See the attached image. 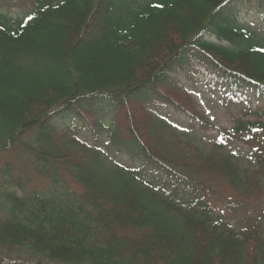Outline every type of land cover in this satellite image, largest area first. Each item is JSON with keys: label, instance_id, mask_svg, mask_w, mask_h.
<instances>
[{"label": "trees", "instance_id": "16d2710c", "mask_svg": "<svg viewBox=\"0 0 264 264\" xmlns=\"http://www.w3.org/2000/svg\"><path fill=\"white\" fill-rule=\"evenodd\" d=\"M30 2L24 18L0 12V152L11 146L32 155L52 180L48 163L67 168L86 180L87 198L58 191L19 195L0 181V264H264V254L250 261L245 251L249 243L264 244V214L239 220L215 214L199 170L180 172L162 162L166 157L153 161L130 121L141 114L155 129L191 138L161 119L155 110L164 106L205 124L172 98L185 93L168 77L175 69L201 81L213 69L230 87L264 94V34L238 17L244 11L264 19V0ZM154 51L166 53L149 64ZM85 123L93 136L106 133L115 153L136 156L144 166L131 170L101 161V171L93 172L72 151L102 156L100 145L84 137ZM219 154L224 161H212ZM196 158L241 197L263 192L261 177L239 173L238 158L223 145ZM150 166L154 176L144 181ZM14 186L22 190L19 181Z\"/></svg>", "mask_w": 264, "mask_h": 264}, {"label": "rangeland", "instance_id": "374dc122", "mask_svg": "<svg viewBox=\"0 0 264 264\" xmlns=\"http://www.w3.org/2000/svg\"><path fill=\"white\" fill-rule=\"evenodd\" d=\"M12 1L15 3L13 7L11 4ZM1 4L11 6L7 10V14L13 19L23 16L30 7L28 0H3ZM238 17L242 22H252V25L264 31V23H261L253 15L245 14L244 11H241ZM173 43L175 45L176 39L172 40V42L168 41V47L172 48ZM159 51L161 52L162 50ZM159 51L152 52V58H148L146 62L152 64V60H154L155 57L159 58L166 53H159ZM172 75L192 95L190 96L186 93L180 94L177 92L174 94L175 97L172 98L181 106H185L184 108L186 110L200 115L202 119H205V124H194L190 126L187 124L188 122L185 116L179 115L178 113L171 114L169 119L177 123L178 126L187 128L188 126L192 127L191 138L184 139L182 137H177V133L168 128L159 127L155 129L154 122H151L152 120L147 116L143 117L141 114H132L133 119L130 120L133 121L131 123L132 127L135 128V125H137L140 130L141 140L144 141L146 146L150 147L149 149L152 153L150 156L151 159L155 161L162 157H166L167 160H163L162 162L167 165H170L171 162L172 165L178 167L180 172H188L190 166L199 170V176L200 179H202L201 182L205 184L206 200L212 205L214 212L219 215H225L228 218L231 217L239 220L240 218L245 219L249 216L257 215V213L264 214V192L261 194L253 190L245 195L246 198H243L228 184V181L224 177L204 168V166H207L206 164L208 162L203 164L204 161H199L200 159L196 158V154L200 157L201 153L203 157L204 154L211 156L212 146L220 145V143L216 141L218 134L224 133L228 136L227 147L224 148V152L229 155L234 154L237 156L240 162L239 173H243L242 171L246 170L250 174L256 175L257 173L264 177L262 172H258L264 171V167L255 169L253 165V158L257 157V153L251 155L252 150L256 148V146H259V142V148L264 147V132L257 134L260 137L259 140L255 138L252 139L245 135L246 132L248 133V123L258 121L263 124L262 128H264V95L255 97V94L239 91L238 96L244 97L247 104L243 101L225 104V101L232 100L235 96V93L226 86L220 83L213 86L209 81H207V83L192 80L193 78L191 79L187 76V72L180 69ZM231 94H233V96H231ZM164 112L167 113L168 111ZM260 114H262V116ZM138 122L141 124L139 125ZM126 123L127 122H123V124H121L125 129L126 126L123 125H126ZM238 125H243V127L247 126L248 128L246 127L240 134L235 132ZM82 126H84V135L88 138V141H97L93 138L92 134L90 135V127L88 125ZM175 145L179 146V148H174ZM73 148L77 149V151L72 150L76 153V159L78 161L82 159L83 162L90 166V169H93V172L101 171L99 166H97V164H101V161H104L106 164H113L107 153V158L106 155H102L103 157L99 155V157L89 151H84L76 147ZM19 151L21 150H16V148L8 146L5 151L0 152V181H3L1 186H5V189L16 190L19 195L31 192L40 195H45L48 192L56 194L55 191H58L66 192L74 197L83 195V199L87 198L84 194L86 193V187H88L85 179L76 178L70 173V170L63 166H58L56 169H53V164L48 163L49 168L47 170H51V173L54 175V179L52 180L46 173H40L39 169L42 165L40 163V165L37 166L39 163L35 161L36 159L32 155L22 154ZM111 158L115 162L119 161L122 164L130 163L129 157L124 153L116 154L115 151H113L111 153ZM224 159L225 157L219 154L218 156L214 155V160L212 161L220 163L224 161ZM132 163L135 166L141 165L140 160L139 162L132 161ZM90 164H96V168L98 169H94ZM148 172L153 175L151 170ZM149 178L150 175H147L146 179ZM5 179L8 180V183H5ZM16 181H19L22 190L14 186ZM88 196L90 197V195ZM242 201H244V203ZM171 220L175 223L176 218ZM115 231L121 233L120 227H117ZM123 232L129 234L128 236L133 234L131 230H125L122 231V233ZM245 251H247V253L251 252L253 258H251L250 261L254 260L256 253L264 254V244L255 242L249 243L246 245ZM240 256L242 257L243 253L240 254ZM249 258L250 256L248 259Z\"/></svg>", "mask_w": 264, "mask_h": 264}, {"label": "snow or ice", "instance_id": "6c2138e0", "mask_svg": "<svg viewBox=\"0 0 264 264\" xmlns=\"http://www.w3.org/2000/svg\"><path fill=\"white\" fill-rule=\"evenodd\" d=\"M225 3H228V0H225ZM154 6L159 8V7H162L163 5L157 4V5H154ZM31 19H32V17L29 16V20H31ZM260 51L264 52V49H260Z\"/></svg>", "mask_w": 264, "mask_h": 264}]
</instances>
